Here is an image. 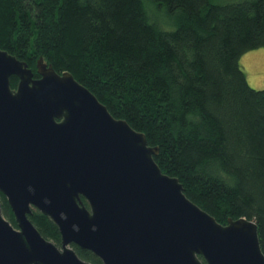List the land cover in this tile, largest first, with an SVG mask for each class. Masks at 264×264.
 <instances>
[{"label": "trees", "instance_id": "1", "mask_svg": "<svg viewBox=\"0 0 264 264\" xmlns=\"http://www.w3.org/2000/svg\"><path fill=\"white\" fill-rule=\"evenodd\" d=\"M154 11L173 29L161 28ZM260 48L264 0H0L1 50L34 78L39 58L72 75L158 149L155 164L188 200L220 225L253 221L264 255V88H250L238 64ZM16 83L11 77V89ZM28 219L59 246L51 220L36 210Z\"/></svg>", "mask_w": 264, "mask_h": 264}, {"label": "water", "instance_id": "2", "mask_svg": "<svg viewBox=\"0 0 264 264\" xmlns=\"http://www.w3.org/2000/svg\"><path fill=\"white\" fill-rule=\"evenodd\" d=\"M35 74L0 49V191L15 223L0 204V264H90L72 245L102 264H264L253 221L217 223L72 75L42 58ZM32 209L57 227L59 248Z\"/></svg>", "mask_w": 264, "mask_h": 264}, {"label": "rangeland", "instance_id": "3", "mask_svg": "<svg viewBox=\"0 0 264 264\" xmlns=\"http://www.w3.org/2000/svg\"><path fill=\"white\" fill-rule=\"evenodd\" d=\"M229 1L235 2L238 0H214L216 3H227ZM154 15V20L161 28L164 30L173 29L170 19L162 11H154ZM238 64L245 75L248 86L255 90H262L264 88V48L245 53L240 57ZM4 219L10 222L9 218L4 217ZM57 247L59 248V246Z\"/></svg>", "mask_w": 264, "mask_h": 264}, {"label": "flooded vegetation", "instance_id": "4", "mask_svg": "<svg viewBox=\"0 0 264 264\" xmlns=\"http://www.w3.org/2000/svg\"><path fill=\"white\" fill-rule=\"evenodd\" d=\"M38 78V77H37ZM37 78H34L33 77V79H37ZM17 84V83H16ZM16 89V87L14 88V89H12V90H15ZM0 197H3L4 199H5V195L0 191ZM32 210H34V209H32Z\"/></svg>", "mask_w": 264, "mask_h": 264}]
</instances>
